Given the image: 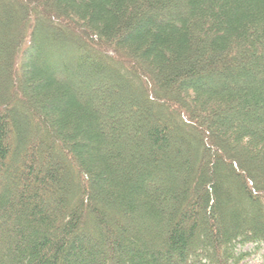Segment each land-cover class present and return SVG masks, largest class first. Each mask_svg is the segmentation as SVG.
<instances>
[{
    "label": "trees",
    "instance_id": "obj_1",
    "mask_svg": "<svg viewBox=\"0 0 264 264\" xmlns=\"http://www.w3.org/2000/svg\"><path fill=\"white\" fill-rule=\"evenodd\" d=\"M28 1L5 0L19 41L0 37L18 79L0 103V264H240L260 248L264 0Z\"/></svg>",
    "mask_w": 264,
    "mask_h": 264
},
{
    "label": "rangeland",
    "instance_id": "obj_2",
    "mask_svg": "<svg viewBox=\"0 0 264 264\" xmlns=\"http://www.w3.org/2000/svg\"><path fill=\"white\" fill-rule=\"evenodd\" d=\"M17 1H22L23 2L22 3L23 4L22 6H26V5L31 4V2H29L28 0H17ZM5 3H6L5 0H0V9H2V13L0 11V13H1L0 21H3L4 22V25H0V37L1 38L2 37H5V39H9L10 41H12L11 43L14 44L18 40L17 34L20 32L19 31V28H20L19 27V24L17 23L16 20H14V17L18 16L20 14V12L18 11L17 8L15 9L13 6H11V4H5ZM5 5H6V7H5ZM33 16L31 17V20L33 18V21H34V18L35 17H33ZM33 21L31 22L32 24H33ZM59 24H62V23L60 22ZM63 24H64V22H63ZM35 26H36V24H35ZM43 26H40L39 28L40 29L41 28H45V29L47 28L48 31L50 30L49 29V26H47V25L44 26V27ZM31 27H32V29H34L33 28L34 25L31 26ZM32 29L30 28L29 31H31ZM35 29H38V27L36 26ZM58 31H60L62 34H64V32L62 30L58 29L57 32ZM29 42H30V33H27V36H26V38L24 40V44H23L22 47L25 48L26 46H28ZM0 43H1V40H0ZM47 44H49V43H43V42H41V43H39L37 45V48L39 49V51H42V52H44L45 50L47 51V49H49V46ZM2 47H0V86H1L0 103L2 101L7 102V101L12 100V97L14 95H11L10 94L11 91H12L11 90V88H12L11 85L18 83L17 82L18 81L17 75L14 76V77H12V78H10V79H7L6 74L8 73V76H9V73H11V72L8 69H6L5 66L3 67V64L6 61V55H7V53L4 50L5 48L4 47L2 48ZM50 52H51V54L53 53L52 51H50ZM51 54H47V56H49V58H50ZM104 61H105V64H107V66H110L109 64H111L112 66L113 65L116 66L117 67L116 70H118V72L121 75L125 76L126 79H127V77L130 78L129 75H128L129 69H127V68H126L127 70L124 69L125 67L124 66H121L122 62L120 60L114 59L113 62H108L107 60H104ZM70 63L71 64H74V61L72 60V62L70 61ZM138 81L139 80H137L135 78H134V80H132L131 78L129 79V83H131L134 86H138L139 87L138 84H140V83ZM119 85L122 86V87H124L121 83ZM103 87H104V85H103ZM94 88L98 90V87H92L91 90H93ZM142 88L143 87L140 84V87H139V91L138 92H136L134 90H131V89H128V88H126V90L129 91V92L132 91V92H134V94H136V93L144 94L145 91ZM124 89H125V87H124ZM147 90H148L149 94H151L152 89L151 88H148ZM19 93H20V88L17 90V94H19ZM135 102L140 106V108L142 109L143 112L146 111L145 107H147V108H151L152 107L155 111L157 110V105H155L152 101H150L148 99V97H146L145 95H140V97L138 96V99H136ZM16 103H18V101L16 99L13 100V104H16ZM16 106H18V105L16 104ZM139 106H137V107H138L139 111H141V109L139 108ZM158 107H159V105H158ZM241 164H240V166H242ZM245 250L246 251H249L250 254L247 257H245V259H243L240 264H264V243H262V245H261L260 248H255L254 245L249 244V245H247L245 247Z\"/></svg>",
    "mask_w": 264,
    "mask_h": 264
}]
</instances>
